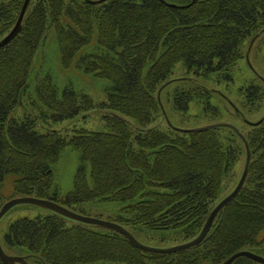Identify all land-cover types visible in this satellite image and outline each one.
I'll list each match as a JSON object with an SVG mask.
<instances>
[{
  "label": "trees",
  "instance_id": "trees-1",
  "mask_svg": "<svg viewBox=\"0 0 264 264\" xmlns=\"http://www.w3.org/2000/svg\"><path fill=\"white\" fill-rule=\"evenodd\" d=\"M96 1L30 0L20 32L0 48V188L11 176L15 197L50 200L82 215L85 204L117 203V213L106 220L135 238L167 231L184 243L201 231L242 155L245 161V146L225 126L175 128L161 97L168 94L180 115L195 103L205 116H219L212 91L195 78L215 74L232 81L242 45L264 30V0H197L190 6L191 0ZM23 3L0 0V40ZM50 31L64 69L108 82L105 100L95 103L71 86L60 91L51 75L37 72L33 116L12 117L31 97L32 61ZM177 64L181 79L172 78ZM239 94L252 110L264 90L249 84ZM89 111L101 113L106 131L81 128L69 136L38 129L39 121L57 124ZM248 127L240 132L250 151L245 182L196 247L147 253L113 231L53 212L10 223L3 244L23 251L28 264H221L241 251L264 258V117ZM66 148L79 162L72 190L62 195L53 167ZM232 264L257 263L239 258Z\"/></svg>",
  "mask_w": 264,
  "mask_h": 264
},
{
  "label": "rangeland",
  "instance_id": "rangeland-1",
  "mask_svg": "<svg viewBox=\"0 0 264 264\" xmlns=\"http://www.w3.org/2000/svg\"><path fill=\"white\" fill-rule=\"evenodd\" d=\"M46 35L44 42L39 46L32 61L29 90L31 97L23 98L22 106H18L14 109L11 114L12 117H22L24 115L33 116V113L30 114V111H33L30 102L34 100L33 91L35 86L32 78H34L37 72L51 75L60 91L67 86H71L75 91L83 92L88 95L95 103H100L105 100L103 90L104 87L108 85V82L84 74L74 68L69 70L64 69L61 65L60 52L54 32L50 31ZM241 50L242 58L230 69L231 82H225L222 80V77L218 78L215 74H212L209 78H195L199 84L209 91H212L211 103L219 110V116L214 118L205 116L202 113V107L195 103L190 104L187 115H180L172 109L170 96L166 93L162 95L161 105L164 108V113L168 121L171 122L175 128L188 130L215 123H225L234 126L239 132H245L249 129V124L256 123L264 117V96L260 102H258L256 108L249 110L245 107V103L242 98H240L239 94L241 87H246L249 84L258 85L264 90V30L258 33L255 38L246 40ZM183 76L184 70L182 65L177 64L173 70L172 78L181 79ZM169 89L173 91V86H170ZM38 114L41 115V112H38ZM82 114L85 118L84 116H78L79 118L75 120L64 121L57 124L51 121L48 123L39 121L38 129H40L42 133L47 130H52L60 132L63 135L68 134L69 136H71L72 130L81 128L92 132L106 131L102 122L101 113L89 111ZM78 162L79 157L77 153L66 148L62 152L58 163L53 167L54 182L60 194L65 195L72 190ZM243 165L244 160L242 155V158L233 169V176L228 177L230 179L226 185L223 186L224 189L217 201L227 196L236 187L243 171ZM228 178L226 180H228ZM0 197L2 198V204L16 198L11 176L7 177L2 184L0 188ZM119 208V204L109 202H96L83 206L84 215L86 217L104 221H108L106 219L109 216H114ZM50 212L51 211L46 209L29 205H19L12 208L0 220V244L4 252L9 256L25 255L23 251H8L3 244V236L10 223L22 217L32 218L37 215H48ZM152 235L156 237L153 238ZM152 235H147L145 237L138 235L136 239L143 245L153 248H167L183 243L182 240L170 236L168 237L167 231L154 232ZM163 237L164 240L162 241L161 239Z\"/></svg>",
  "mask_w": 264,
  "mask_h": 264
},
{
  "label": "water",
  "instance_id": "water-1",
  "mask_svg": "<svg viewBox=\"0 0 264 264\" xmlns=\"http://www.w3.org/2000/svg\"><path fill=\"white\" fill-rule=\"evenodd\" d=\"M104 1H106V0H98V1L93 2V3H101ZM196 1L197 0H191V2L187 6L192 5ZM29 2H30V0H24L23 6H22L20 14H19V17H18L14 27L11 29V31L2 40H0V48L9 44L20 32L22 19L24 17V14H25V11L28 7ZM220 126L230 127L237 134H239L235 127H233L231 125H226V124H212V125L203 126V127L197 128V129L185 130V131L199 132V131H204V130H208V129H212V128L220 127ZM239 136H240V138H242L241 135H239ZM242 140L244 142V146H245V150H246V160H245V166H244L242 176H241L237 186L228 196H226L223 200H221L212 209V211L208 215V217L205 221V224H204L202 230L200 231V233L198 234V236H196L194 239H192L191 241L186 242L184 244H180V245H176V246L168 247V248L149 247V246L143 245L140 242H138L127 230H125L124 228H122L121 226H119L115 223L96 219V218H90V217L82 216V215L77 214L71 210H68V209H66V208H64V207H62V206H60V205H58L55 202H52L50 200H42V199H37L34 197H18V198H14V199L7 201L0 208V219L5 214H7L12 208H14L16 206L32 205V206H36L39 208L49 210L55 214H58L64 218H67L69 220H73V221H76V222H79L82 224L97 226L100 228H104V229L114 231V232L120 234L121 236H123L132 247H134L140 251H143V252H149V253H155V254H172V253H176V252H179L182 250H187V249H190V248L197 246L204 239V237L206 236L207 232L209 231V229L212 225V222L215 219V217L217 216V214L222 210V208L227 203H229L237 195L240 188L242 187L244 180H245V177L247 175L248 164H249V160H250V151H249L248 145L243 138H242ZM239 258H246V259L251 260L253 262H256L258 264H264V258L257 256L255 254H252L250 252H247V251H241V252H238V253L232 255L229 259H227L222 264H232L235 260H237ZM0 262L2 264H27L23 257L7 255L3 251L1 245H0Z\"/></svg>",
  "mask_w": 264,
  "mask_h": 264
},
{
  "label": "flooded vegetation",
  "instance_id": "flooded-vegetation-1",
  "mask_svg": "<svg viewBox=\"0 0 264 264\" xmlns=\"http://www.w3.org/2000/svg\"><path fill=\"white\" fill-rule=\"evenodd\" d=\"M243 168H244V165H243ZM248 168H249V165H248ZM244 182H245V181H244ZM243 184H244V183H243ZM242 186H243V185H242ZM241 188H242V187H241ZM222 199H223V198H221L219 201H217L216 204H217L218 202H220ZM216 204H215V205H216ZM227 204H228V203H227ZM227 204H226V205H227ZM186 242H187V241H186ZM254 254H255V253H254ZM256 255H257V254H256ZM258 256H259V255H258ZM261 257H262V256H261Z\"/></svg>",
  "mask_w": 264,
  "mask_h": 264
}]
</instances>
